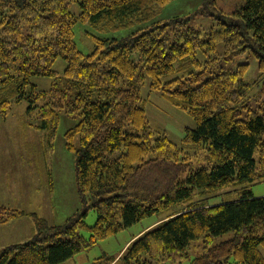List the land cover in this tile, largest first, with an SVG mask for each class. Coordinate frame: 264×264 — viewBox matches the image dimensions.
Segmentation results:
<instances>
[{
    "label": "trees",
    "instance_id": "16d2710c",
    "mask_svg": "<svg viewBox=\"0 0 264 264\" xmlns=\"http://www.w3.org/2000/svg\"><path fill=\"white\" fill-rule=\"evenodd\" d=\"M172 1L0 0V113L25 99L36 109V127L50 137L63 113L75 120L63 137L75 156L81 205L62 224L31 213L33 237L5 246L0 264H56L188 199L194 188L211 193L264 179V105H250L247 63L235 68L220 63L249 50L264 93V0H244L229 13L217 9L208 31L189 23L215 8L217 0L156 19ZM72 2L79 13L69 10ZM78 22L101 31L146 25L122 37L90 35L93 48L85 53L74 39ZM57 58L65 61L62 81L36 90L31 76L57 77L52 68ZM146 78L151 90L195 121L180 142L150 128L139 104ZM200 154L206 163L191 167ZM89 209L96 220L88 227ZM23 214L0 205L1 223ZM84 227L88 240L78 235ZM229 231L231 237L211 244ZM198 240L202 248L188 264H264V196L242 188L235 201L193 204L135 236L118 259L120 264L181 262Z\"/></svg>",
    "mask_w": 264,
    "mask_h": 264
},
{
    "label": "rangeland",
    "instance_id": "374dc122",
    "mask_svg": "<svg viewBox=\"0 0 264 264\" xmlns=\"http://www.w3.org/2000/svg\"><path fill=\"white\" fill-rule=\"evenodd\" d=\"M201 1H172L156 19L188 14L198 8ZM243 1L217 0L215 8H208V13L194 16L189 24L194 28L208 31L215 25L212 14H215L217 9L229 13ZM69 10L75 14L80 11L75 2L69 4ZM145 25L146 23L101 31L87 22H78L74 26V39L78 48L87 53L93 48L90 35L122 37ZM217 50L222 54V43L217 44ZM220 63L229 68L247 63L245 80L252 83L248 92L250 105L252 108L264 105V93L259 92L260 86L256 82L259 72L258 61L249 50L239 54L232 61L221 60ZM64 67L65 61L57 58L52 65L58 72L57 77L36 75L31 76L30 81L36 85V90H47L53 81H62ZM148 84L149 78H146L141 88L139 104L144 107L150 128L156 134L166 135L173 142H180L187 129L194 128L195 121L185 110L169 103L158 91L151 90ZM36 115V109H30L25 99L11 103L5 115L0 113V205L25 213L6 222H0V251L7 245L23 243L33 237L36 225L31 213L45 218L51 224H62L69 215L81 211L75 182V156L72 151L66 149L63 137L65 129L73 125L75 120L63 113L57 132L50 137L48 131L36 127L39 122ZM75 141L77 142V138ZM201 156L202 154L193 161L191 167L196 168L206 163ZM242 188L248 189L254 197L264 196V179L242 186L224 187L211 193L194 188L188 199L143 217L115 234L94 240L89 246H83L80 251L56 264H92L98 260L107 261L112 258L115 259L114 264H120L118 258L126 245L144 230L193 204L214 205L235 201L239 199ZM95 220V212L89 209L84 217L86 225L92 226ZM78 235L88 240L90 231L86 227L80 228ZM231 235L232 232L229 231L214 236L211 244L227 239ZM201 248V240L195 241L189 247L187 258L181 262L166 261L165 264H188ZM229 260L231 261V258Z\"/></svg>",
    "mask_w": 264,
    "mask_h": 264
}]
</instances>
